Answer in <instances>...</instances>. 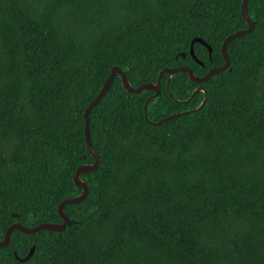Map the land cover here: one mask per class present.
Masks as SVG:
<instances>
[{
    "label": "trees",
    "instance_id": "obj_1",
    "mask_svg": "<svg viewBox=\"0 0 264 264\" xmlns=\"http://www.w3.org/2000/svg\"><path fill=\"white\" fill-rule=\"evenodd\" d=\"M242 1L0 0V240L14 222H63L94 162L84 111L114 66L133 87L165 68L204 76L247 28ZM248 12L254 30L206 82L178 72L168 89L163 73L152 98L116 74L89 114L101 161L64 208L72 224L14 230L0 264H264V0ZM195 38L212 49L194 42L201 63Z\"/></svg>",
    "mask_w": 264,
    "mask_h": 264
},
{
    "label": "water",
    "instance_id": "obj_2",
    "mask_svg": "<svg viewBox=\"0 0 264 264\" xmlns=\"http://www.w3.org/2000/svg\"><path fill=\"white\" fill-rule=\"evenodd\" d=\"M248 2L249 0H243L242 4H241V13H242V17L245 20V22L247 23V28L245 29H241L238 30L232 34H230L229 36H227L224 41L222 42V46H221V54L223 56L224 59V64L222 66H216L213 67L211 70H209L204 76H197L194 71L189 68V67H174V68H165L163 69L160 73H159V77L156 83H145V84H141L137 87H133L129 80L128 77L126 76V74L124 73V71L122 70V68L118 67V66H114L111 69V73L108 76L105 84L103 85L101 91L99 92V94L96 96V98L87 106V108L84 111V118H85V140L88 146V149L90 151V153L92 154L93 158H94V162L92 164H83L80 165L78 167V169L76 170V173L74 175V183L77 186H80L82 188V192L75 197L72 198H67L65 200H63L59 206H58V213L61 216L63 222L61 223H42L39 225H36L34 227H26L24 225H22L19 222H14L13 224H11V226H9V228L6 230L5 235L3 240H0V248L5 247L7 245L10 244L11 242V238H12V233L14 230H19L22 233L25 234H33L36 233L40 230H50V231H54V232H61L65 229L66 226H70L72 224V221L70 220V218L68 217V215L66 214L64 208L66 205L69 204H77V203H81L82 201L85 200V198L88 195V184L81 179V174H85V173H91L94 172L101 159L100 156L98 155V153L96 152V150L93 147V144L91 142V137H90V123H89V114L91 112V110L101 101V99L105 96V94L108 92V90L110 89L114 78L116 76V74H119L121 77V81H122V85L124 87V89L127 92L130 93H136L139 94L145 90L148 91H152L154 92V95L152 96V98L157 97L160 92H161V78L163 73H166L168 75V81H167V88L169 89V84H170V80L172 78L173 75H175L178 72H185L188 74L189 79L194 82V83H201V82H206L208 81L210 78H212L214 75L228 69L230 67V57L228 54V45L229 43L234 40L235 38H239L244 34L250 33L254 30V22L251 19L249 12H248ZM194 42H198L200 44L205 45L208 50L209 53L211 54L212 49L210 48V46L208 44H206L201 38H195L192 43H191V47H190V55L198 62L201 63L195 56V52H194ZM182 56L184 57L185 54H182ZM199 91H204L202 87H198L193 94L191 95V97L199 92ZM190 97V98H191ZM148 101L145 103L144 109H145V113L147 112V106H148ZM204 101L200 104V106L198 107L201 108L204 104ZM190 111L187 112H182V113H177L171 116H168L162 120H159L157 122H151L154 125H161L167 121H170L178 116H181L183 114H188ZM35 247L33 246L30 251L28 252L27 256H25L24 258H19L16 254V258L17 260L20 261H26L28 260L34 252Z\"/></svg>",
    "mask_w": 264,
    "mask_h": 264
}]
</instances>
